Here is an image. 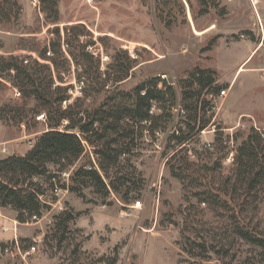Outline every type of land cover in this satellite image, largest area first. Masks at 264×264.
<instances>
[{"label": "trees", "instance_id": "16d2710c", "mask_svg": "<svg viewBox=\"0 0 264 264\" xmlns=\"http://www.w3.org/2000/svg\"><path fill=\"white\" fill-rule=\"evenodd\" d=\"M38 2L45 21L58 24L59 0ZM19 14L17 0L0 5V21L17 19ZM63 32L62 40L58 26L48 30L55 39L37 52V59L0 55V88L9 84L21 99V105H0V123L29 129L42 113L47 127L26 154L0 160V209L14 212L20 224L36 223L56 202L55 198L47 202V193L61 190L80 199L90 190L103 203L115 194L130 204L144 187L134 160L163 137L161 157L188 204L179 209L183 217L179 246L188 257L180 264H210L213 257L214 264H232L227 262L230 240L249 248L237 264H264V226L258 219L264 206V131L250 128L243 137L238 132L224 138L216 128L215 144L200 151L194 148L201 133L213 126L212 99L221 91L216 73L196 68L177 83L157 75L122 89L135 59L118 51L102 70L100 58L89 51L96 43L81 41L90 35L84 25L64 26ZM72 66L79 95L71 104L75 85L62 75L69 74ZM99 96L98 103L85 106ZM29 102L33 106L28 107ZM228 154L232 161L223 175ZM62 175H68V183ZM195 205L204 206L217 226L200 228L190 214ZM78 216L71 209L52 216L50 227L58 244L66 240Z\"/></svg>", "mask_w": 264, "mask_h": 264}, {"label": "rangeland", "instance_id": "374dc122", "mask_svg": "<svg viewBox=\"0 0 264 264\" xmlns=\"http://www.w3.org/2000/svg\"><path fill=\"white\" fill-rule=\"evenodd\" d=\"M208 2L209 7L198 0H59V21L52 25L45 21L38 0H17L18 18L0 21V55L37 59V52L55 39L48 30L58 26L63 40L64 26L81 24L90 33L81 41L96 43L89 51L100 58L102 70L118 51L137 61L122 89L157 75L177 83L196 68L212 70L216 86L226 96L212 99L216 107L213 126L194 145L200 151L215 144L216 128L224 138L238 132L243 137L250 128L264 131V0ZM74 71L72 66L69 74L62 75L75 85L71 104L79 95ZM100 99H91L85 106ZM5 104L21 105L20 94L9 84L0 88V105ZM46 129L45 119H36L29 129L0 123V160L26 154L34 138ZM164 140L161 137L134 160L144 187L139 199L130 204L115 194L103 203L90 190L84 191V199L61 190L56 195L47 193L45 200L55 198L56 202L36 223L20 224L14 212L0 209V264H180L188 260L179 246L183 226L179 209L188 204L181 184L171 177L161 157ZM233 147L235 143L225 152ZM231 161L228 154L223 175ZM62 178L68 183V177ZM66 209L79 216L70 225L66 240L58 244L50 222L54 214ZM190 214L200 228L201 224L207 228L219 223L204 206H196ZM258 219L264 226V206ZM29 246L36 252L26 256ZM227 250V262L237 264L249 248L230 240ZM216 260L213 257L210 264Z\"/></svg>", "mask_w": 264, "mask_h": 264}, {"label": "built area", "instance_id": "2783aa9c", "mask_svg": "<svg viewBox=\"0 0 264 264\" xmlns=\"http://www.w3.org/2000/svg\"><path fill=\"white\" fill-rule=\"evenodd\" d=\"M225 96H226V91H225V90H221L220 93H219V95H218V97L223 98V97H225ZM215 110H216V107L214 108V112H215ZM37 120H38V121L44 120V119H43V116H42V115L39 116V117L37 118ZM65 176L68 177V175H65ZM137 204H140V203H137ZM35 252H36V248H35L34 246H32V247L29 248L24 254H25L26 256H30V255H33Z\"/></svg>", "mask_w": 264, "mask_h": 264}]
</instances>
